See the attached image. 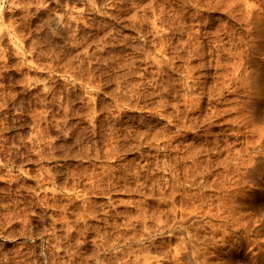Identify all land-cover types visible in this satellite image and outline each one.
Instances as JSON below:
<instances>
[{"label": "rangeland", "instance_id": "obj_1", "mask_svg": "<svg viewBox=\"0 0 264 264\" xmlns=\"http://www.w3.org/2000/svg\"><path fill=\"white\" fill-rule=\"evenodd\" d=\"M228 1L0 0V264H224L230 193L247 187L228 162L258 140L227 123L245 97L232 80L247 16H264V0Z\"/></svg>", "mask_w": 264, "mask_h": 264}, {"label": "bare ground", "instance_id": "obj_2", "mask_svg": "<svg viewBox=\"0 0 264 264\" xmlns=\"http://www.w3.org/2000/svg\"><path fill=\"white\" fill-rule=\"evenodd\" d=\"M195 1V0H194ZM197 1V0H196ZM199 1V0H198ZM215 1H217V0H215ZM222 1V0H221ZM226 1H228V0H226ZM239 1V0H238ZM238 1H236V2H238ZM241 1V0H240ZM244 2H245V0H244ZM243 1H242V3H244ZM227 3V2H226ZM225 3V4H226ZM228 3H230V1H228ZM227 3V4H228ZM239 3V2H238ZM241 3V2H240ZM249 3V2H248ZM184 4V3H183ZM216 4H217V2H216ZM211 5V4H210ZM213 5V4H212ZM211 5V6H212ZM223 4L221 3V8L222 7H224V6H222ZM240 5V4H239ZM243 5H245V6H247V1H246V4H243ZM186 6H188V5H186ZM190 6V5H189ZM188 6V7H189ZM215 6V4L213 5V7ZM228 6H230V5H228ZM248 6L250 7L251 5H249L248 4ZM248 6L246 7V8H248ZM183 7V6H182ZM187 7V8H188ZM236 7V6H235ZM241 7V6H240ZM184 8V7H183ZM225 8H227V7H225ZM225 8H224V10H225ZM250 8H252L253 9V7L251 6ZM243 9H245V8H243ZM249 9V8H248ZM185 10V9H184ZM237 9H235V11H236ZM231 11V10H230ZM233 11V10H232ZM244 11V10H243ZM248 11V10H247ZM257 11V10H256ZM255 11V12H256ZM189 12V11H188ZM199 12V11H198ZM227 12H229V11H227ZM246 12V11H245ZM195 13V12H194ZM251 13V14H250ZM254 12H249V14H248V16H247V19H246V22H245V25H246V34H247V38H248V40H247V43H246V48H245V51L243 52V54H240V58H238V59H240L239 61H240V63H238L237 65V67H236V71H235V75H234V78H233V80H232V82L233 83H238V85H239V88L241 87L243 90H244V93H245V97L243 98V99H241V100H238V104H236V107H232L233 105H232V103H233V101H231V100H233V99H231L230 101L232 102H230L231 103V110H232V112L233 113H235V114H233V115H235L234 116V118L233 119H229V122H227V123H229V125L230 124H233V126L234 125H238V129H244L245 130V132L248 134V136H250V137H252V139L253 138H255V136L257 137L258 136V140L257 139H255V140H257V142H254V143H256L255 145H254V151L256 152V154L254 155V154H252L253 156H247V158H246V155H245V158L246 159H243L241 156H239V152H238V156H236V157H234V158H229L230 160H229V162H228V164L230 163L231 165H232V167H234L233 169L235 170V172H236V176L238 177L237 179H239L240 181H242L240 184H242V183H244V184H247V187L246 186H242V188H240V190H231L232 192L230 193L231 195H230V199H229V201H230V203H229V201H228V199H227V201H228V203H229V205H228V208H229V210H228V214H230V215H228V216H231V220L230 221H226L227 222V225L226 226H230V232H228V233H221L222 235H221V237H222V239H221V241H222V243H223V245L224 244H227L226 246H227V250H226V252H224V264H264V214H262V212H263V209H262V207L260 208V203H263L264 202V166H263V162L261 163V160L263 159V157H262V155H264V108H263V104H264V102H263V99H262V97H261V95H260V91L263 89V87H264V16H260V14L259 15H257V14H253ZM199 14V13H198ZM233 14V13H232ZM237 14V13H236ZM238 15V14H237ZM241 15V14H240ZM247 15V14H246ZM68 16V15H67ZM70 16V15H69ZM239 16V15H238ZM66 17V16H65ZM65 17H63L62 15H56L55 17H53V19H51L52 20V26H54L55 27V29H57L56 27H58V29H60V27H63V29H64V27H68V29H69V26L70 25H72L73 24V21H71L69 18H65ZM72 17V16H71ZM70 17V18H71ZM236 17V16H235ZM245 16H243V18H244ZM234 18V17H233ZM242 17H241V19H243ZM236 19V18H235ZM245 19V18H244ZM243 19V20H244ZM238 21V20H237ZM78 22V21H77ZM76 22V23H77ZM207 22H209V21H207ZM75 23V24H76ZM206 23V22H205ZM78 24V23H77ZM50 26H51V23L49 24ZM65 25H68V26H65ZM243 25V24H242ZM46 27H48V25L47 26H45V28ZM53 27V28H54ZM76 27H77V25H76ZM78 28V27H77ZM76 28V29H77ZM79 28H80V24H79ZM78 28V29H79ZM49 29L51 30V28L49 27ZM49 29H45V30H49ZM67 29V28H66ZM67 29V30H68ZM75 29V30H76ZM53 30V29H52ZM56 31V30H55ZM199 31H200V29H199ZM44 32V31H43ZM52 32V31H51ZM57 32V31H56ZM55 32V33H56ZM59 32V31H58ZM47 33H49V32H47ZM53 33H54V30H53ZM53 33L51 34V35H53ZM62 33V32H61ZM61 33H60V37H61ZM44 34V33H43ZM59 34V33H58ZM55 35V34H54ZM239 35H241V34H239ZM45 36V35H44ZM236 36H238V35H236ZM52 37V36H51ZM241 37V36H240ZM243 37V36H242ZM239 38V37H238ZM48 39H50V38H48ZM53 39V38H52ZM55 40V39H54ZM61 40V39H60ZM63 40V39H62ZM233 40V39H232ZM242 40V39H241ZM49 41V40H48ZM57 41H58V39H57ZM64 41V40H63ZM52 42V41H51ZM55 42H56V40H55ZM60 42H62V41H60ZM59 42V43H60ZM229 42V41H228ZM233 42V41H232ZM57 43V42H56ZM188 43V42H187ZM243 43H245V42H243ZM63 44H65V43H63ZM188 45V44H187ZM192 45V44H191ZM198 45H199V43H198ZM216 45H218V44H216ZM67 47V46H66ZM70 47V46H69ZM195 47H196V45H195ZM201 47V46H200ZM200 47H199V49H200ZM228 47V46H227ZM230 47V46H229ZM241 47V46H240ZM194 48V47H193ZM198 48V47H197ZM220 48V47H219ZM224 48V47H223ZM215 49V48H214ZM222 49V48H221ZM225 49V48H224ZM162 50V49H161ZM220 50V49H219ZM219 50H217L218 52H219ZM244 50V49H243ZM196 51V50H195ZM195 51H194V53H195ZM227 51V50H226ZM235 51V50H234ZM164 52H165V50H164ZM197 52V51H196ZM202 51H200V54H202L201 53ZM205 52V51H204ZM238 52H240V51H238ZM237 52V53H238ZM193 53V52H192ZM208 53H209V51H208ZM212 53V52H211ZM215 53H216V50H215ZM220 53V52H219ZM221 53H222V51H221ZM226 53H228V52H225V54ZM197 54H199V52L197 53ZM225 54H224V56H225ZM232 54H234L235 55V52L234 53H232ZM231 54V55H232ZM161 55H162V53H161ZM164 55V54H163ZM213 55H214V53H213ZM219 55V54H218ZM229 55H230V53H229ZM230 55V56H231ZM201 56V55H200ZM216 56V55H215ZM220 56H221V54H220ZM236 56H237V54H236ZM235 56V57H236ZM152 57H153V55H152ZM161 57V56H160ZM164 57H166V56H164ZM211 57H212V55H211ZM227 57V56H226ZM234 57V56H233ZM234 57V58H235ZM156 58H158V57H156ZM213 58V57H212ZM215 58H217V60H218V56L217 57H215ZM222 58V57H221ZM237 58V57H236ZM236 58H235V60H236ZM152 59V58H151ZM153 59H155V58H153ZM210 59V58H209ZM208 59V60H209ZM225 59V58H224ZM223 59V60H224ZM159 60V59H158ZM157 59L155 60L156 62L158 61ZM222 60V59H221ZM228 60V59H227ZM226 60V61H227ZM234 60V59H233ZM234 60V61H235ZM214 61H216L215 59H214ZM230 61H232L231 60V58H230ZM234 61H232V64L234 63ZM160 61H158V63H159ZM224 62V61H223ZM223 62H221V63H223ZM228 62H229V60H228ZM161 63H162V60H161ZM209 63H211V61L209 62ZM208 64V63H207ZM203 65V64H202ZM205 65V64H204ZM210 65V64H209ZM213 65V64H212ZM222 65V64H221ZM230 65V64H229ZM206 66V65H205ZM214 66H215V64H214ZM218 66H219V64H218ZM228 66V65H227ZM227 66H223V67H227ZM236 66V65H235ZM203 67V66H202ZM210 67V66H209ZM229 67V66H228ZM227 67V68H228ZM217 68V67H216ZM216 68H215V70H216ZM232 68V67H231ZM230 68V69H231ZM233 68H235V67H233ZM223 70V69H222ZM231 70H233V69H231ZM235 70V69H234ZM220 71V70H219ZM229 70H227V72H228ZM232 72V71H231ZM234 72V71H233ZM232 72V73H233ZM218 73V72H217ZM221 73V72H220ZM223 73V72H222ZM221 73V74H222ZM232 73H230V74H232ZM215 74H216V72H215ZM218 75V74H217ZM220 75V74H219ZM219 75H218V78H219ZM223 75V74H222ZM226 75V74H225ZM228 75V74H227ZM224 76V75H223ZM227 77V76H226ZM231 77V76H230ZM216 78V77H215ZM221 80H219V82H220ZM223 82H224V80H223ZM227 82H229V81H227ZM226 82V83H227ZM225 83V87H226V84ZM230 84V83H229ZM232 84V83H231ZM188 85H190V84H188ZM222 85V84H221ZM192 86V85H191ZM228 86V85H227ZM237 86V85H236ZM187 87V86H186ZM214 87V86H213ZM212 87V88H213ZM220 87H222V86H220ZM219 87V88H220ZM224 87V86H223ZM191 87H189L188 89H190ZM234 88H235V86H234ZM192 89V88H191ZM209 91H210V89H208ZM212 91H213V89H211ZM240 90V89H239ZM260 90V91H259ZM191 91H195V90H191ZM190 93H192V92H190ZM209 93H211V92H209ZM262 93V92H261ZM195 94V93H194ZM201 94V93H200ZM228 94V93H227ZM231 94V93H230ZM89 95V94H88ZM193 95V94H192ZM207 95V94H206ZM213 95V94H212ZM233 96V95H232ZM236 96H237V94H236ZM239 96V95H238ZM92 97V96H91ZM264 97V96H263ZM185 98V97H184ZM190 98V97H189ZM235 98V97H234ZM191 99V98H190ZM190 99H186V100H190ZM219 99H220V96H219ZM240 99V98H239ZM195 100H197L196 98H195ZM195 100H193V101H195ZM224 100V99H223ZM193 101H191V102H193ZM199 102H200V100H199ZM263 102V103H262ZM194 103V102H193ZM196 103V102H195ZM195 103H194V105H195ZM198 103V102H197ZM212 103V102H211ZM234 104V105H235ZM203 105V104H202ZM211 105V104H210ZM210 105L208 104L207 106H209L210 107ZM213 105V104H212ZM196 107V106H195ZM214 107V106H213ZM206 108V107H205ZM229 108V107H228ZM197 109V108H196ZM214 109V108H213ZM212 109V110H213ZM223 109V108H222ZM230 109V108H229ZM198 110H199V108H198ZM203 110V109H202ZM201 110V111H202ZM206 110V109H205ZM209 110H210V113L209 114H207L208 116H206L205 118L206 119H203V117H202V119L204 120V121H207V122H209L208 124H212L213 123V118L214 117H218V115H220V114H216V111H212L211 110V108H209ZM225 110V109H224ZM226 110H227V108H226ZM231 110H229V111H231ZM189 111V110H188ZM187 111V112H188ZM190 112V111H189ZM227 112V111H226ZM205 115V114H204ZM224 116V115H223ZM232 116V115H231ZM196 118V117H195ZM194 118V119H195ZM198 118H200V117H198ZM226 119H228V117L226 118ZM68 120V119H67ZM198 119H196V121H197ZM200 121V120H199ZM227 121V120H226ZM70 122V121H69ZM201 122V121H200ZM196 123V122H195ZM202 123H203V121H202ZM206 123V122H205ZM65 124H66V122H65ZM64 124V125H65ZM69 124V123H68ZM228 125V124H227ZM69 126H70V124H69ZM69 126H67V127H69ZM232 126V125H231ZM65 127H66V125H65ZM66 129H68V128H66ZM70 129L72 130V128L70 127ZM69 130V129H68ZM67 130V131H68ZM75 130V129H74ZM66 131V132H67ZM77 131V130H76ZM240 131V130H239ZM65 131H63V133H64ZM68 132H70V131H68ZM72 132H73V130H72ZM71 132V133H72ZM78 132V131H77ZM77 132L75 133V134H77ZM210 132V131H209ZM209 132H207V133H209ZM80 133V132H79ZM237 133H238V131H237ZM241 133V132H240ZM68 135H69V133H67ZM72 135H74V134H72ZM235 136H236V134H235ZM62 137H64V135H62ZM69 137H70V135H69ZM72 137V136H71ZM242 137V136H241ZM245 137V136H244ZM64 138H66V135H65V137ZM74 138V137H73ZM72 138V139H73ZM77 138H79L78 137V135H77ZM248 138V137H247ZM68 138H66L65 140H67ZM239 139V138H238ZM64 140V141H65ZM75 140V139H74ZM81 140V139H80ZM245 140V139H244ZM251 140V139H250ZM254 140V139H253ZM78 141H79V139H78ZM238 141V140H237ZM248 141V140H247ZM247 141H245L246 143H247ZM61 142H62V140H61ZM66 142H68V141H66ZM65 142V143H66ZM76 143H77V141H75ZM75 142H73V143H75ZM250 142V141H249ZM253 142V141H252ZM72 143V142H71ZM63 144V143H62ZM67 144V143H66ZM157 145V144H156ZM163 145H164V143H163ZM248 145V144H247ZM68 146V145H67ZM74 146H76V145H74ZM74 146H72V147H74ZM228 146V145H227ZM250 146H252V145H250ZM249 146V147H250ZM164 148H167V147H164ZM253 148V147H252ZM67 149V148H66ZM68 149H69V147H68ZM70 149H72V148H70ZM229 149V148H228ZM166 150V149H165ZM247 150V149H246ZM69 151V150H68ZM233 151V150H232ZM241 151V150H240ZM70 152H72V151H70ZM233 152H235V151H233ZM243 152V151H242ZM242 152H240V153H242ZM251 152H252V150H251ZM254 152V153H255ZM109 153V152H108ZM166 154V153H165ZM164 154V155H165ZM248 154V153H247ZM109 155V154H108ZM197 155V154H196ZM111 156V155H110ZM167 156V155H166ZM192 156H193V154H192ZM195 156V155H194ZM235 156V155H234ZM189 157V156H188ZM228 157V156H227ZM226 157V158H227ZM233 157V156H232ZM165 158H167V157H165ZM185 158V157H184ZM225 158V159H226ZM186 159V158H185ZM188 159V158H187ZM197 158H195V160H196ZM171 160V159H170ZM218 160H220V159H218ZM227 160V159H226ZM167 161V160H166ZM173 162H174V160H172ZM211 161V160H210ZM225 161V160H224ZM191 162V161H190ZM207 162V161H206ZM212 162V161H211ZM226 162V161H225ZM175 163H177V162H175ZM196 163V162H195ZM210 163V162H209ZM212 163H214V162H212ZM220 163H222V162H220ZM170 164V163H169ZM168 164V165H169ZM178 164V163H177ZM215 165H216V162L214 163ZM213 164V165H214ZM219 164V163H218ZM171 165V164H170ZM196 165H198V164H196ZM195 165V166H196ZM212 165V166H213ZM220 165V164H219ZM230 165V166H231ZM176 165H174V168H176L175 167ZM177 166H179V165H177ZM184 165H182V167H183ZM192 166V165H191ZM206 166H207V164H206ZM217 166V165H216ZM228 167H229V165H227ZM169 167V166H168ZM173 167V166H172ZM171 167V168H172ZM211 167V166H210ZM160 168V167H159ZM194 168V167H193ZM198 168V167H197ZM205 168V167H204ZM203 168V169H204ZM212 168V167H211ZM227 168V167H226ZM173 169V168H172ZM179 169V168H178ZM177 169V170H178ZM190 169V168H189ZM191 169H192V167H191ZM199 169V168H198ZM202 169V170H203ZM232 169V168H231ZM232 169V170H233ZM175 170V169H174ZM180 170V169H179ZM182 170V169H181ZM201 170V171H202ZM206 170V169H205ZM228 170V169H227ZM230 170V169H229ZM168 171V170H167ZM173 171V170H172ZM184 171H186L185 170V168H184ZM187 171H188V169H187ZM186 171V172H187ZM198 171V170H197ZM174 172V171H173ZM185 172V173H186ZM188 172H190V171H188ZM203 172V171H202ZM201 172V173H202ZM231 172V171H230ZM230 172H229V174H230ZM234 172V171H233ZM166 173V172H165ZM212 173V172H211ZM211 173H210V175H211ZM224 173V172H223ZM226 173V172H225ZM173 174V173H172ZM178 174V173H177ZM182 174V173H181ZM191 174V173H190ZM194 174V173H193ZM206 174V173H205ZM204 174V175H205ZM208 174H209V172H208ZM235 174V173H234ZM165 175V174H164ZM168 175V174H167ZM174 175H176V173L174 174ZM188 175V174H187ZM210 175H208V178H209V176ZM227 175V174H226ZM231 175V174H230ZM232 175H233V173H232ZM179 176V175H178ZM177 176V177H178ZM191 176V175H190ZM163 177V176H162ZM175 177V176H174ZM177 177H176V180H177ZM182 177V176H181ZM187 177V176H186ZM11 178H12V176H11ZM195 179L194 180H197L196 179V176L194 177ZM201 178V177H200ZM165 179V178H164ZM180 179V178H179ZM206 179V178H205ZM186 180V179H185ZM191 180V182H193L192 181V179H190ZM207 180V179H206ZM205 180V181H206ZM234 180V179H233ZM18 181V180H17ZM181 181H182V179H181ZM184 181V180H183ZM209 182V181H208ZM20 183V182H19ZM18 183V184H19ZM178 183V182H177ZM195 183V182H194ZM185 184H186V182H185ZM192 184V183H191ZM208 184V183H207ZM233 184H235V183H233ZM192 185H194V184H192ZM204 185H206V184H204ZM236 185V184H235ZM234 185V186H235ZM177 186H179V185H177ZM188 186V185H187ZM203 186V185H202ZM209 186V185H208ZM212 186H214V185H212ZM166 187H167V185H166ZM180 187V186H179ZM201 187V186H200ZM207 187V186H206ZM227 187V186H226ZM18 188V187H17ZM22 188V187H21ZM231 187L229 186V189H230ZM11 189V188H10ZM48 189V188H47ZM165 189V188H164ZM168 189H170L171 190V188H168ZM239 189V188H238ZM163 190V189H162ZM180 190V189H179ZM226 190H228V189H226ZM13 191V190H12ZM29 191H30V189H29ZM181 191H182V189H181ZM28 192V191H27ZM32 192V191H31ZM163 192V191H162ZM174 192H176V191H174ZM173 192V193H174ZM178 192V191H177ZM176 192V193H177ZM183 192V191H182ZM186 192H188V191H186ZM186 192H184V194L186 193ZM204 192V191H203ZM203 192H202V194H203ZM228 192V191H227ZM230 192V191H229ZM229 192L227 193V194H229ZM169 193V192H168ZM170 193H171V191H170ZM176 193H174V195L176 194ZM178 193H180V192H178ZM206 193V192H205ZM29 194H30V192H29ZM32 194V193H31ZM163 194V193H162ZM167 194V193H166ZM226 194V193H225ZM224 194V195H225ZM226 194V195H227ZM164 195H165V193H164ZM163 195V196H164ZM171 195V194H170ZM177 195V194H176ZM179 195V194H178ZM188 195V194H187ZM187 195H186V197H187ZM190 195H192V194H190ZM223 195V196H224ZM33 196V195H32ZM156 196V195H155ZM194 196H197V195H194ZM198 196H200V195H198ZM198 196H197V198H198ZM204 196V195H203ZM22 197V196H21ZM160 197H162V196H160ZM160 197H158L159 199H163V198H160ZM165 197H166V195H165ZM172 197H173V195H172ZM176 197V196H175ZM177 197H179V196H177ZM176 197V198H177ZM185 197V198H186ZM188 197H190V196H188ZM228 197V196H227ZM33 198V197H32ZM170 198V197H169ZM168 198V199H169ZM203 198V197H202ZM165 199V198H164ZM172 199H174V198H172ZM187 199V198H186ZM32 200H34V199H32ZM150 200V199H149ZM167 200V199H166ZM171 200V199H170ZM175 200V199H174ZM184 200V199H183ZM199 200V199H198ZM203 200V199H202ZM38 201H41V200H38ZM147 202H149L148 200H146ZM156 201V200H155ZM158 201V200H157ZM200 201V200H199ZM226 201V202H227ZM163 202H165V201H163ZM174 202V201H173ZM173 202H171L170 201V203H173ZM176 203H177V201H175ZM184 202V201H183ZM144 203V202H143ZM142 203V204H143ZM159 203V202H158ZM170 203L168 202V204L170 205ZM227 203V204H228ZM184 204V203H183ZM222 204H223V201H222ZM226 204V205H227ZM86 205V202H85V204H84V206ZM144 205V204H143ZM142 205V207H144ZM185 205V204H184ZM221 205V204H220ZM225 205V204H224ZM223 205V206H224ZM87 206V205H86ZM199 206V205H198ZM198 206H196L197 208H198ZM203 206V205H202ZM146 207V206H145ZM181 207H182V205H181ZM184 207V206H183ZM182 207V208H183ZM227 207V206H226ZM172 208V207H171ZM175 208H177V207H175ZM180 208V207H179ZM178 209V210H183V209H185V207L183 208V209ZM188 208V207H187ZM200 208V207H199ZM202 208V207H201ZM217 208V207H216ZM219 208V207H218ZM224 208V207H223ZM228 208H225L226 210L228 209ZM173 209V208H172ZM193 209V208H192ZM195 209V208H194ZM175 210V211H174ZM173 211H174V213H177L178 211L176 210V209H174ZM196 210V209H195ZM199 210V209H198ZM201 210V209H200ZM204 210V209H203ZM203 210H201V212L203 211ZM221 210H222V208H221ZM250 210V211H249ZM177 211V212H176ZM181 211H179V212H181ZM186 211H188L189 212V210H186ZM208 211V210H207ZM217 212H218V210H216ZM144 212V211H143ZM184 212H185V210H184ZM190 212H191V210H190ZM212 212V211H211ZM217 212H216V214H217ZM221 212V211H220ZM144 213H146V212H144ZM194 213H195V211H194ZM210 213V212H209ZM209 213L208 214H206V215H209ZM219 213V212H218ZM227 213V212H226ZM180 214V213H179ZM191 214H192V212H191ZM213 214V213H212ZM219 214H223V213H219ZM175 215V214H174ZM176 215H178V214H176ZM181 215V214H180ZM183 215V214H182ZM186 215V214H185ZM187 215H190V213L189 214H187ZM193 215V214H192ZM196 215V214H195ZM195 215H193V217H195ZM200 215H202V213H200ZM204 215V214H203ZM197 216H198V214H197ZM196 216V217H197ZM223 216H225V214L223 215ZM176 217V216H175ZM185 217V216H184ZM183 217V218H184ZM190 217V216H189ZM199 217H201V216H199ZM198 217V218H199ZM213 217H214V215H213ZM217 217V216H216ZM219 217H221V215L219 216ZM227 217V216H226ZM225 217V218H226ZM180 218V217H179ZM197 218V219H198ZM218 218V217H217ZM216 218V219H217ZM222 218H224V217H221L220 219L222 220ZM225 218H224V220H225ZM189 219V218H188ZM188 219H186V220H188ZM191 219V218H190ZM195 219V218H194ZM230 219V218H229ZM161 220V219H160ZM159 220V221H160ZM175 220V219H174ZM178 220H181V219H178ZM183 220V219H182ZM193 220V219H192ZM192 220H188V222L189 221H192ZM199 220V219H198ZM206 220V219H205ZM209 220V219H208ZM162 221H165V220H162ZM167 221V220H166ZM197 221V220H196ZM211 221H213V220H211ZM210 221V222H211ZM223 221V220H222ZM161 222V221H160ZM202 222V221H201ZM205 223L207 222V220L206 221H204ZM209 222V221H208ZM220 222V221H219ZM258 222H261L260 224L258 223ZM162 223V222H161ZM165 223V222H164ZM164 223H163V225H164ZM177 223V222H176ZM176 223H174V224H176ZM180 223V226H178V228H179V230H182V232H183V229L186 227L185 225H187L186 224V221H182V222H179ZM194 223V222H193ZM192 223V224H193ZM197 223V222H196ZM196 223H195V226H196ZM224 223V222H223ZM222 222H221V224L220 225H222L223 224ZM160 224V223H159ZM166 224V223H165ZM168 224V223H167ZM171 224H173V223H170V225ZM211 224H212V222H211ZM211 224H209V225H211ZM198 225H200V224H198ZM197 225V226H198ZM209 225H208V227H209ZM161 226H162V224H161ZM174 226V225H173ZM211 226H213V224L211 225ZM210 226V227H211ZM165 227H168V225L167 226H165ZM165 227H163V228H165ZM177 227V226H176ZM201 227H203V225L201 226ZM200 227V228H201ZM224 226H222V228H223ZM172 228H174V227H172ZM190 228V227H189ZM191 228H192V226H191ZM169 229V228H168ZM188 229V228H187ZM214 230H215V228H213ZM216 229H218V227H216ZM225 229V228H224ZM161 230H162V228H161ZM189 230V229H188ZM191 230V229H190ZM159 231V230H158ZM174 231V230H173ZM161 232V231H160ZM176 232H178V231H176ZM175 231H174V233H176ZM181 232V233H182ZM190 232V231H189ZM212 231L210 230V233H211ZM214 233L216 232L217 234L218 233H220V232H222V231H213ZM225 232H226V230H225ZM150 233V232H149ZM148 233V234H149ZM172 233V232H171ZM214 233H212V235L214 234ZM177 234H179V233H177ZM186 235H187V233H186ZM191 235V234H190ZM148 236H150V234L148 235ZM189 236V235H188ZM216 236V235H215ZM186 237V236H185ZM189 237H191V236H189ZM214 236H212V238H213ZM182 238V237H181ZM180 240H182V239H180ZM193 240V239H192ZM205 241H207V239L205 240ZM214 240L212 239V242H213ZM220 241V242H221ZM184 242V243H183ZM253 243V245H254V252L253 253H251V254H249L248 253V251L247 250H249V249H247L246 250V248L248 247V245L250 244V243ZM182 243L183 244H181L182 246L184 245V250L186 251H184V250H182L183 249V247L181 248V246H179L180 248H181V250L182 251H184L185 252V255L187 256V257H189V253H188V251H187V249H189V248H191V247H193V246H190V247H188V244H187V242L184 240V241H182ZM193 243H195V241L193 242ZM198 243V242H197ZM211 243V242H210ZM216 243H217V241H216ZM215 243V244H216ZM203 244V243H202ZM218 245H219V243H217ZM205 245H206V243H205ZM213 245V244H212ZM211 245V246H212ZM251 245V244H250ZM249 245V246H250ZM178 246V245H177ZM176 246V248H179V247H177ZM222 246V245H221ZM197 247H199L198 245H197ZM218 247V246H217ZM223 247V246H222ZM175 248V249H176ZM180 248H179V250H180ZM213 248H215V246L213 247ZM224 248V247H223ZM229 248V249H228ZM250 248V247H249ZM198 249V248H197ZM218 249V248H217ZM253 249V248H252ZM252 249H250V250H252ZM179 250H175V251H178L179 252ZM181 250H180V253H181ZM192 250V249H191ZM190 250V251H191ZM194 250V249H193ZM191 251V253H190V258H193L194 256H196L195 254H197V252H198V250H197V252H194V251ZM174 251V252H175ZM195 251H196V249H195ZM214 251V250H213ZM219 250H217V252H218ZM224 251V250H223ZM184 252H182V253H184ZM194 252V253H193ZM200 252V251H199ZM180 253H178V255H181ZM220 253H221V251H220ZM194 254V255H193ZM215 254V253H214ZM175 255H177V252H176V254ZM198 255H199V253H198ZM198 255H197V257H198ZM217 255H219V254H217ZM216 255V256H217ZM175 257V256H174ZM179 257H181V256H179ZM184 257V256H183ZM182 257V258H183ZM201 257H202V255H201ZM175 258H177V256L175 257ZM196 257H194V259H195ZM199 258V257H198ZM202 258H204V255H203V257ZM201 258V259H202ZM208 258V257H207ZM207 258H206V260H207ZM211 259V258H210ZM220 259H221V257H220ZM179 260V259H178ZM196 260H198L199 261V259H196ZM206 260H204L205 262H206ZM175 261H177V260H175ZM195 261V260H194ZM197 261V262H198ZM190 262V261H189ZM200 262H202L201 260H200ZM210 262V261H209ZM204 263V262H203ZM202 263V264H203ZM211 263V262H210ZM219 263V262H218ZM222 263H223V261H222ZM190 264V263H189ZM194 264V263H193ZM206 264H207V262H206ZM219 264H221V263H219Z\"/></svg>", "mask_w": 264, "mask_h": 264}]
</instances>
